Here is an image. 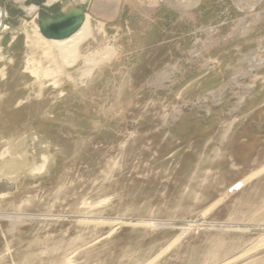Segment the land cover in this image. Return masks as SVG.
<instances>
[{
  "label": "rangeland",
  "instance_id": "rangeland-1",
  "mask_svg": "<svg viewBox=\"0 0 264 264\" xmlns=\"http://www.w3.org/2000/svg\"><path fill=\"white\" fill-rule=\"evenodd\" d=\"M90 1L0 0V264H264V0ZM70 4L115 55L43 79Z\"/></svg>",
  "mask_w": 264,
  "mask_h": 264
},
{
  "label": "bare ground",
  "instance_id": "bare-ground-1",
  "mask_svg": "<svg viewBox=\"0 0 264 264\" xmlns=\"http://www.w3.org/2000/svg\"><path fill=\"white\" fill-rule=\"evenodd\" d=\"M195 1L198 2L200 0ZM185 2L181 1L180 6L184 8L188 7ZM90 3V6L93 9L102 8V10L104 9V11H106L105 9H107L106 6H103L105 0H91ZM195 3L196 2H193V4ZM31 10H34V8H31L30 11ZM78 11L80 10L75 8L72 4H70L66 9L67 14L70 15H75L76 13H78ZM91 35V18L88 14L84 13L83 21L78 29L64 39H45L36 32L34 34L36 40L35 42L38 46L40 45L41 47L42 60L38 62V65L34 64L35 61L33 59L28 60L27 65L31 63L32 67H26V70H30L32 74L40 75L41 78L46 79L58 74L63 75L65 73V70L71 69L75 65L79 64L84 69V71L80 72L79 78L83 77L86 79L98 65L102 64L105 61H108L115 55V52L111 48H105L103 51L94 50L93 52L82 55L80 52L82 46L88 41ZM69 78H71V76H69ZM42 167L43 166H40V168Z\"/></svg>",
  "mask_w": 264,
  "mask_h": 264
},
{
  "label": "water",
  "instance_id": "water-1",
  "mask_svg": "<svg viewBox=\"0 0 264 264\" xmlns=\"http://www.w3.org/2000/svg\"><path fill=\"white\" fill-rule=\"evenodd\" d=\"M83 21V12L75 15L62 14L59 17L48 18L39 23L41 35L47 39H64L74 33Z\"/></svg>",
  "mask_w": 264,
  "mask_h": 264
}]
</instances>
